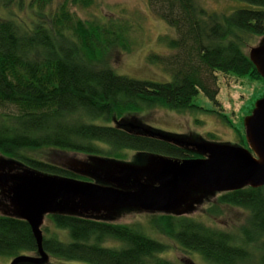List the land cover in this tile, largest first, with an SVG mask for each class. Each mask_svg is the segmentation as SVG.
<instances>
[{
	"label": "trees",
	"instance_id": "1",
	"mask_svg": "<svg viewBox=\"0 0 264 264\" xmlns=\"http://www.w3.org/2000/svg\"><path fill=\"white\" fill-rule=\"evenodd\" d=\"M0 1L3 7L14 2ZM237 1L245 6L220 15L198 7L195 0H151L153 12L176 34L175 39L161 38L168 50L175 51L173 55L148 58L170 73L171 80L166 83L131 79L108 67L111 50L126 47L124 29L113 22L73 20L66 6L58 9L49 25L36 21L29 28L18 20L0 19L1 156L13 162L16 171L27 169L79 180L83 179L79 174L34 154L51 150L116 158L119 152L131 151L143 154V162L149 154L198 158L191 150L154 135L158 133L116 121L154 107L176 112L200 110L192 103L199 93L217 106L218 73L264 82L244 51L249 38H264V0ZM91 2L71 0L82 8ZM219 116L232 126L226 115ZM218 202L249 213L239 241L170 215L155 217L154 226L182 250L198 254L208 264H252L253 256H259L258 264H264V187L224 193ZM0 206L4 210L0 213V257L37 254L29 226L11 215L10 206L1 197ZM47 218L70 239L65 244L43 238V250L60 260L174 264L159 257L168 247L143 234L138 225L122 226L106 222V218L65 213ZM108 241L119 245L105 246Z\"/></svg>",
	"mask_w": 264,
	"mask_h": 264
},
{
	"label": "rangeland",
	"instance_id": "2",
	"mask_svg": "<svg viewBox=\"0 0 264 264\" xmlns=\"http://www.w3.org/2000/svg\"><path fill=\"white\" fill-rule=\"evenodd\" d=\"M198 7L209 13L227 15L245 6L237 0H195ZM92 4L82 8L71 4V0H14L8 7H3L0 1V19L18 20L24 27H33L36 21H43L49 25L51 19L58 13L61 6H66L69 16L73 20L107 24L113 22L116 27H122L126 35V47L111 50L107 65L117 75L131 79L166 83L171 80L170 73L162 65L150 63V55L168 57L175 51L167 49L161 38L175 39L174 30L160 20L153 11L151 0H92ZM21 24V23H20ZM264 38L251 37L244 48L246 54L253 47L260 45ZM218 105L215 106L201 93L197 94L192 103L200 110L172 111L154 107L127 114L116 121L122 125L131 123L145 130L190 142L206 141L218 144L237 145L246 148L243 120L248 116L257 100L264 95V82L250 81L235 77L216 74ZM219 115H226L232 126L221 120ZM100 124V123H98ZM236 130L238 132H236ZM209 136H212L210 139ZM242 139L244 142H242ZM103 149H105L103 147ZM41 160L53 165H59L79 174L84 182H99L92 173L104 172L112 162H124L134 165L143 163V154L131 151L119 152L118 157L94 156L76 152H56L42 150L34 154ZM0 154V165L13 168L15 164L8 162ZM92 172V173H91ZM91 173V174H90ZM92 177H91V176ZM99 175V174H98ZM221 194L193 195L180 213L168 214L173 217L190 219L205 228L223 232L239 241V231L246 225L249 213L237 207H231L218 202ZM0 206V213H3ZM167 214L147 213L140 210H121L106 218L109 223L127 226L138 225L136 228L143 234L159 243H163L168 250L159 255L164 260L174 264H208L201 256L190 251L186 252L175 243L164 237L154 226L155 217ZM44 217L41 226L43 238L56 239L62 243L70 242L68 233L56 229ZM105 219V220H106ZM119 244L108 241L105 246ZM37 257L36 253L22 254ZM48 255L46 264H88L80 261H65ZM13 258L0 257V264H10ZM259 256H253L251 263L258 264Z\"/></svg>",
	"mask_w": 264,
	"mask_h": 264
},
{
	"label": "water",
	"instance_id": "3",
	"mask_svg": "<svg viewBox=\"0 0 264 264\" xmlns=\"http://www.w3.org/2000/svg\"><path fill=\"white\" fill-rule=\"evenodd\" d=\"M247 56L264 81V40ZM243 128L246 148L154 134L191 150L198 158L149 154L141 165L112 162L106 171L90 173L99 184L1 166L0 197L7 201L11 215L29 226L37 248V257L19 255L10 264H46L41 226L48 215L65 213L101 220L110 213L132 209L177 214L196 194L263 188L264 95L244 118Z\"/></svg>",
	"mask_w": 264,
	"mask_h": 264
}]
</instances>
